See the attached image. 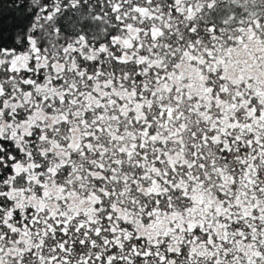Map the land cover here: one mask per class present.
Instances as JSON below:
<instances>
[{"label": "snow or ice", "instance_id": "6c2138e0", "mask_svg": "<svg viewBox=\"0 0 264 264\" xmlns=\"http://www.w3.org/2000/svg\"><path fill=\"white\" fill-rule=\"evenodd\" d=\"M0 264H264V0H0Z\"/></svg>", "mask_w": 264, "mask_h": 264}]
</instances>
